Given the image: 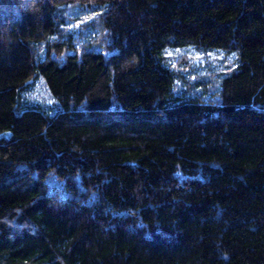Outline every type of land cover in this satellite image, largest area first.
<instances>
[{"label": "trees", "instance_id": "1", "mask_svg": "<svg viewBox=\"0 0 264 264\" xmlns=\"http://www.w3.org/2000/svg\"><path fill=\"white\" fill-rule=\"evenodd\" d=\"M0 264H264V0H0Z\"/></svg>", "mask_w": 264, "mask_h": 264}, {"label": "rangeland", "instance_id": "2", "mask_svg": "<svg viewBox=\"0 0 264 264\" xmlns=\"http://www.w3.org/2000/svg\"><path fill=\"white\" fill-rule=\"evenodd\" d=\"M186 50H188V49H186ZM220 52H222V54H224L222 50ZM206 57L209 58L208 56H206ZM206 57L203 55H197V56H193L192 58H194V61L199 62L200 64H203ZM199 63H197V64H199ZM30 93L33 96H36L38 98H41V99L44 98V99L49 100V93H48L43 81H40V80L37 81V84L33 86V88L30 90Z\"/></svg>", "mask_w": 264, "mask_h": 264}]
</instances>
